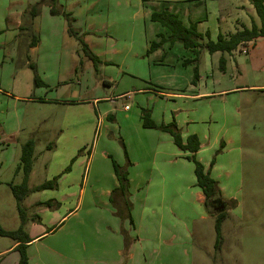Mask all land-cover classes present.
Returning <instances> with one entry per match:
<instances>
[{"label":"rangeland","instance_id":"rangeland-1","mask_svg":"<svg viewBox=\"0 0 264 264\" xmlns=\"http://www.w3.org/2000/svg\"><path fill=\"white\" fill-rule=\"evenodd\" d=\"M39 1L0 0L3 7L8 6L7 10L0 6L2 15L9 11V15L0 22V31L5 32L0 34V91L11 95V98H6L0 94L2 228L17 231L23 223L11 186L23 183V172L18 173L17 168L22 148L27 141L33 140L36 143L33 171L28 182L30 190L54 179L58 182L61 178L73 179L75 174H72L71 169L75 161L73 164L66 162L75 153L73 149L78 141L73 138V133H79L88 147H97V155L92 163L90 181L83 186H74L75 196L67 202L61 200L68 187L61 188L63 192L60 195L56 194L60 191L59 183L55 189L31 193L23 201V228L29 239L57 231L55 235H49L27 249L28 264L94 263L87 251H55L56 246L67 244L63 241L70 239L71 242L74 239L69 230H73V227L83 229V238L84 230L89 227L86 224L87 216L104 212L102 200L106 195L108 178L106 171H101L100 174L97 170L104 160L102 155L109 151L108 146L111 148L115 145L123 150L121 142L124 140L118 139L119 131L127 129H121L123 116L120 117L119 112H116L115 122L107 123L111 126V133L115 132L116 138L112 145L107 144V140L113 138L108 136L102 139L104 129L102 130L101 124L98 125L95 117L98 106L94 100L100 97L113 99L121 95L126 87L149 88L154 85L151 79H161L164 88L160 89H171V93H184L187 87L190 91L193 86H198L197 89L203 94L214 93V98L186 103L187 106L182 111L186 114L210 111L213 122H218V125L213 122L203 124L204 129L209 132L212 129L215 133L218 131L222 125L220 120H226L229 124L222 131V136L211 144L215 151L208 149L203 153L209 159H219L217 174L221 181L218 186L224 190L225 200L233 205L224 210L228 209L222 226V250H215L216 218L213 217L206 223H200L201 228H204L203 236H196L189 264H264V38L240 47L231 55H211L204 50L199 55L198 62L187 67L182 66L181 62L194 60L196 55L186 50L181 43L172 47L167 44V55L160 53L148 57L145 53L141 54L134 66L137 67V74L134 76L140 77L139 79L131 74L133 66L126 62L121 67L123 58L129 61L126 57L128 42L123 36L126 32L124 23L130 16L124 10L126 7L139 4L143 8L140 16L143 43L144 40L156 41L157 34L169 33L166 28L151 21L153 13H161L167 9L176 13L185 25H189L191 21L196 23L198 32L205 37V41H217L220 35L229 36L259 23L251 1L85 0L83 4L91 5V10L87 12L89 15L107 16L108 12L104 10L107 8L106 3L114 11V18L104 21L84 20L81 28L71 15L75 20L74 30L98 58L97 64L88 57L83 44L70 37L67 19L52 16L47 5L42 8L41 18L34 23L33 32L41 42L34 52L30 51L31 35L17 32L16 23L23 14L28 16L26 12ZM51 33H56V36H51ZM101 44L108 45V50L102 57L98 54L103 51ZM222 58L225 59L224 65L221 64ZM159 59L165 61L164 66L155 64ZM30 62L36 66L44 83L42 87L34 85V72L29 67ZM196 67L198 78L195 80ZM221 92L227 94L221 95ZM16 98L32 99L34 102H17ZM124 103L123 99L117 100V111L124 108ZM130 106L134 110L141 108L132 98ZM129 125L132 128L133 123ZM89 132L92 133L91 136ZM68 138L71 139V144L62 147ZM222 142L225 143V148H221ZM57 145L61 147L59 152ZM50 146L53 149H49ZM81 156L82 153H77L75 160ZM63 157L62 163L56 162ZM88 157L89 154L83 155L86 167ZM192 200L190 198V205L193 206ZM113 208L117 210L115 206ZM64 217L66 218L62 220ZM14 245L12 239L0 237V264H19L20 253L8 251ZM68 254L74 259H70Z\"/></svg>","mask_w":264,"mask_h":264},{"label":"crops","instance_id":"crops-1","mask_svg":"<svg viewBox=\"0 0 264 264\" xmlns=\"http://www.w3.org/2000/svg\"><path fill=\"white\" fill-rule=\"evenodd\" d=\"M84 1L85 0H59V7L66 14L74 16L80 28L84 20L104 21L114 18V11L108 7L109 4L104 3L108 8L104 9L108 12L107 16H92L87 13L91 10V5L87 3L83 4ZM166 1L172 2V0ZM3 5L4 4L0 3V6L3 7ZM7 8L8 6L3 7L5 10H7ZM42 8L35 19H28L26 15L23 14L16 23L17 28L15 30H17V32L30 33L31 41L29 43V48L31 52H34L35 48H37L41 42L39 36L33 32V30L35 29L34 23L38 18H41ZM142 9L143 8L139 4L124 9L127 14L130 13V16L124 23L126 32L123 34L125 37L124 40L128 42L126 57H128L129 61L123 58L121 67L127 62V64H130L131 67L133 66L134 68L135 62L138 61L141 54H147L151 44L160 40V34H163L166 38L170 34L160 33L157 34L156 41L149 42L144 40L143 43L140 29ZM45 10L47 9L45 8ZM7 15H9V11L3 15L0 11V22L5 19ZM44 17L46 18V14H44ZM56 17L59 19L62 16ZM192 23L191 21L190 24ZM1 33L5 32L0 31V34ZM51 36H56V33H51ZM36 39H38V43H36ZM166 45L147 56L150 57L151 55L160 53L161 55L162 53L163 55H167L168 53L165 49ZM101 48L103 51L98 53L100 57L103 56L104 52H107L108 45L101 44ZM244 51H246V49H244ZM184 62H181L182 66ZM155 64L164 66L165 61L159 59V61H155ZM184 66L187 67L186 65ZM136 70L137 67L131 72L133 76L137 74ZM134 77L140 78L138 76ZM151 82L154 85H150L149 88L133 87V89H131L130 87H126L121 95L113 99L100 97L94 100L95 104L98 106V110L96 111L95 109V117H97V121L99 122L98 125L101 124L102 130L104 129L102 139L108 136H112L113 138L107 140V144L112 145L113 141L116 139L115 132L111 133V126L107 123L110 121L115 122L116 112H119L120 117L123 116V126L121 129H127L122 132L119 131L118 139L120 140L123 138L122 141H124L121 142V144L123 143L125 146L130 163H128L126 159L125 151H123L124 149L122 150L115 145L111 148H109V146L107 147L109 151L102 155L104 156V160L100 163L101 167L97 170L100 174L101 171H106V176L108 178L106 182V195H104V200H102L104 212L87 216L86 224L87 227H89L84 230L85 233L83 238H81L83 229H76V227H73V230H69V233L73 234L74 239L71 242H69L70 239L65 241L61 239L67 244L56 246L55 251H87L90 259L94 261L93 264H189L191 260L190 254H192L195 249L196 236L198 234L201 235V238L203 236L202 232L204 228H201L202 224L200 223L204 221L206 223L209 219L214 218L206 208L205 196L202 190L197 186L195 165L186 159L189 154L183 153L178 149L174 143V139L169 133L145 129L142 121V109L151 111V118L158 126L176 124L184 141H186L189 136H197L201 143V149L196 157L198 161L205 166L206 171H210L211 177L218 184H220L221 181V177L217 174L220 165L219 159H209L208 157H204L203 153L208 149L212 152L215 151V148H213L211 144H213L218 137L222 136V131L227 128L229 124L226 120H220L222 125L218 131L215 133L212 129L211 132H209L204 129L203 124L213 122L210 111L205 110L200 114H186L182 111L183 107L186 108V103H196L208 98H214V93L203 94V92L197 89L198 86H193L190 88V91L187 87L184 93H171V89H160L164 88V83L161 79H151ZM0 94L6 98H11L8 92L0 91ZM223 94L227 93H222L221 95ZM130 98L135 100L137 106L141 108L138 107L137 110H134L133 107L130 106ZM121 99L125 102L124 108L121 111H117V100ZM15 101L34 102L32 99L29 100L25 98H16ZM127 106L130 107L129 110H126ZM130 123H133L132 128L129 125ZM213 123L218 125V122ZM115 128H117V126ZM90 131L92 132V130ZM91 132H89L90 136L92 135ZM86 133L87 132H85V134ZM72 135L73 138L78 139V141L73 149L75 153L71 155L70 159H67L66 162L70 161V163H72L79 152L80 154L82 153V156L78 160H75L73 169H71L72 174H75L73 179L65 180L66 178H61L58 182L60 186L58 187L59 190L65 186L68 187L66 194L61 200L62 202H67L71 197L75 196L76 191L73 190L74 186H79L80 184L83 186V184L86 185L90 181L92 163L94 157L97 155V147H88L85 141L81 140L79 133H73ZM71 142V139L68 138L66 144L62 147H65L67 144L70 145ZM57 146L56 149L59 152L61 147L60 145ZM225 146V143L222 142L221 148H225ZM51 148L50 146L49 149ZM218 153H220V151ZM86 154H89L88 167L83 164V155L86 156ZM63 161L64 157L62 160L56 162L62 163ZM113 161H116L123 168L126 167L129 173L130 202L133 206L131 216L133 223L128 220H122L117 215V210L113 208L114 205L111 201L112 192L119 187ZM220 189L223 197V194L225 195L224 190L222 188ZM62 192L63 191L60 190L56 192V194L60 195ZM190 198H193V206L190 205ZM222 199L226 201L224 197ZM115 207L121 208L120 204ZM65 218L66 217L62 218V220ZM50 232L51 233H45L32 238V242L28 245L27 249L43 241L49 235H55L57 231ZM16 246L15 244L8 251L12 252ZM68 256L70 255L68 254ZM70 257V259H74L72 256Z\"/></svg>","mask_w":264,"mask_h":264},{"label":"trees","instance_id":"trees-1","mask_svg":"<svg viewBox=\"0 0 264 264\" xmlns=\"http://www.w3.org/2000/svg\"><path fill=\"white\" fill-rule=\"evenodd\" d=\"M258 17L259 23H254L251 28H244L237 33L223 36L220 35L217 41H212L209 39L205 41V37L198 32V25L192 23L189 26H185L180 20L179 16L166 10L161 13H153L151 20L154 23H159L162 27L169 31V36L166 38L163 34L159 35V41L153 42L148 50L147 55L152 54L154 51L161 49L164 45L169 44L171 47L177 43H181L184 48L188 51L193 52L196 58L191 61H185L184 65L188 66L190 64H196L198 62V57L202 51H207L211 55L215 53L222 54H233L240 47L247 46L250 43H255L259 39L264 38V0H250ZM50 7V13L52 16H63L68 21V34L70 37L79 40L84 47V51L88 57L94 62V64L99 63L98 58L89 50L87 45L84 44L82 39L79 37L78 32L73 28L74 19L71 18L69 14L63 12L59 7V0H40L36 5L32 6L28 10V19H35L43 6ZM38 43V39H36ZM221 64H225V59H221ZM29 67L34 72V85L35 87H41L44 85L42 82L36 66L30 62ZM198 78V69L195 68V80ZM142 121L143 127L145 129L159 130L169 133L174 139V143L180 151L183 153H188L189 155L186 159L195 165V173L197 178V186L202 190L205 196V205L208 209L210 215L216 218L215 230L217 235L216 240V251H221L223 245V235L222 226L227 218V211L232 208L229 202L222 199V194L219 189L218 183L211 177L210 171H206L204 165L198 161L196 155L201 149V143L197 136H189L186 141L183 140L181 132L176 124L161 125L158 126L151 118V111L147 109H142ZM122 147L125 151L126 159L130 163L127 156V151L122 143ZM35 148L36 143L33 140H29L22 148V155L20 158V164L17 168V172H23L24 179L20 186H11L13 194L18 203V209L22 216V226L17 231H7L0 225V237L10 238L17 245L13 251H18L20 253L19 264H28L27 247L28 244L32 242L28 235L25 233L23 225L25 224L24 210L22 208L23 201L34 192H40L44 190H51L57 187V179L52 182H46L41 186H38L32 190L28 187V182L33 171L34 159H35ZM75 160H73L74 162ZM72 162V163H73ZM114 171L119 182V187L114 189L112 192V204L118 206L120 204L121 208H117V215L122 220H129L133 223L131 216L132 203L130 202V184H129V173L126 167H121L116 161H113ZM226 205L228 208L226 211H219V209Z\"/></svg>","mask_w":264,"mask_h":264},{"label":"water","instance_id":"water-1","mask_svg":"<svg viewBox=\"0 0 264 264\" xmlns=\"http://www.w3.org/2000/svg\"><path fill=\"white\" fill-rule=\"evenodd\" d=\"M225 208H226V205H223V206L219 209V211L223 212V211L225 210Z\"/></svg>","mask_w":264,"mask_h":264},{"label":"built area","instance_id":"built-area-1","mask_svg":"<svg viewBox=\"0 0 264 264\" xmlns=\"http://www.w3.org/2000/svg\"><path fill=\"white\" fill-rule=\"evenodd\" d=\"M244 53L246 54V51H244ZM129 109H130V107H129V106H127V107H126V110H129Z\"/></svg>","mask_w":264,"mask_h":264}]
</instances>
